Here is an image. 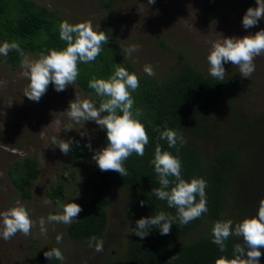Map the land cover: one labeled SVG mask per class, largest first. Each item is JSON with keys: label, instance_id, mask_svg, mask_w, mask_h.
Wrapping results in <instances>:
<instances>
[{"label": "trees", "instance_id": "obj_1", "mask_svg": "<svg viewBox=\"0 0 264 264\" xmlns=\"http://www.w3.org/2000/svg\"><path fill=\"white\" fill-rule=\"evenodd\" d=\"M235 5H240L242 9L253 7L247 0H234L229 10ZM111 6L112 0L104 4L107 10ZM60 24L52 13L29 0H0V40L3 43H19L25 54H47L49 49L66 47L59 37ZM107 35L109 42L96 60L79 64L80 74L76 80L82 90L92 95L97 107L100 98L88 87L93 76L107 79L117 64L130 73H136L127 63L121 45ZM160 44L167 48L163 40ZM177 59L166 77L156 79L136 74L139 87L132 93L134 109L142 112L140 119L146 127L149 144L145 146L143 157L133 153L124 162L128 172L125 177L115 171H101L93 160L92 168L97 180L92 186L93 195L78 218L67 228V242L73 243L70 254L75 255L76 246L89 247V238L95 236L104 241V250L93 264H215L222 255L231 257L235 243L240 241L230 237L225 242L226 251L220 252L212 242L213 223L228 218L241 221L257 213L259 201L264 199V115L254 117L242 114V110L246 109L236 99L246 95L248 84H244L241 77L232 75H226L223 81H219L198 69L180 52ZM21 61L17 51L8 53L7 62L12 68H16ZM53 87L50 84L47 90ZM165 127L180 132L185 143L168 148L165 140H157L159 133L155 129L164 130ZM157 143L163 150L179 156L183 178L202 177L207 181L208 211L187 225L176 221L168 235H161L158 228H152L141 239L134 234H126L130 227H136L138 219L159 211L176 214L174 208H169L166 201L159 200L152 193V189L159 187L154 165L150 163L154 159ZM217 143L211 150L205 146ZM106 144V130L103 129L100 148ZM72 154V164L89 172L91 150L81 153L79 146L73 144ZM8 175L21 197L30 199V186L39 175L38 163L29 157L19 159L10 166ZM61 180L66 181L63 177ZM62 191L63 184L60 182L50 196L57 200ZM117 192L123 196L121 206L116 205V199L114 201ZM141 201H144L143 206ZM111 209L119 210L117 214L121 216L122 244L119 250L114 251L110 250L106 236ZM53 247L60 248L63 261L49 260L44 256V252ZM63 247L64 239L60 244L55 241L40 251L31 264H64L65 258H70V255ZM178 253V258L171 260ZM89 262L86 259L80 264Z\"/></svg>", "mask_w": 264, "mask_h": 264}, {"label": "rangeland", "instance_id": "obj_2", "mask_svg": "<svg viewBox=\"0 0 264 264\" xmlns=\"http://www.w3.org/2000/svg\"><path fill=\"white\" fill-rule=\"evenodd\" d=\"M29 1L48 10L60 23L68 21L76 24L91 20L94 26L99 25L101 31L114 37L123 51L129 45H138V50L131 56L124 51L127 63L136 74L156 79L166 77L171 72L178 61V52L210 75L207 56L212 40L221 34L224 37H243L264 29V19L256 26L245 29L242 18L247 9L235 5L229 10L234 0H156L151 5L148 0H112L109 10L104 4L110 0ZM247 3L256 7L254 0H247ZM162 40L167 48L160 44ZM26 55L32 59L39 57L33 53ZM7 59L8 55H0V212L19 200L29 209L36 223L28 236L17 233L7 241L0 238V264H31L40 251L53 245L57 235H62L63 250L70 255V258H65L64 264H80L86 259L93 264L101 252L94 251L92 247L76 246L75 255L70 254L73 243L66 239L69 224L46 223V234L40 231L39 225L40 218L60 214L61 206L67 203H77L84 209L93 195L92 186L97 181L92 168L93 159L88 161L89 172H84L72 164V151L65 155L58 146L51 144L52 137L58 141L71 139L73 144L79 146L81 153H87L90 149L93 157L94 150L99 149L102 143L103 129L94 121L77 124L67 116L69 102L75 96L93 101L92 95L75 82L61 92L54 87L47 90L38 102L29 100L24 96V88L29 81L21 76V63L12 68ZM254 63L255 71L249 79L242 78L238 67L230 62L224 67L225 76L241 77L243 83L248 84L245 93L248 96H237L236 101L246 109L242 110V114L255 117L264 115V55L256 57ZM145 65H150L155 75H148L144 71ZM57 121L61 122L59 126ZM66 125H71L72 129L65 131L62 127ZM88 144H91V148L86 146ZM217 145L205 144L208 150ZM28 157L38 163L39 175L30 186L31 196L27 200L13 187L8 169L15 161ZM61 177L66 181H62ZM60 182L63 184L62 196L55 200L50 194ZM115 199L116 205L121 206L122 194L117 192ZM44 200L51 203L45 204ZM117 213L119 210H109L106 236L111 251L119 250L122 244L121 216ZM260 251V264H264V248Z\"/></svg>", "mask_w": 264, "mask_h": 264}, {"label": "clouds", "instance_id": "obj_3", "mask_svg": "<svg viewBox=\"0 0 264 264\" xmlns=\"http://www.w3.org/2000/svg\"><path fill=\"white\" fill-rule=\"evenodd\" d=\"M156 0H148L154 4ZM256 7H249L243 18L245 29L254 27L264 19V0H255ZM59 37L66 43L62 49H49L47 54L40 53L36 59L30 58L20 48L19 43L4 42L0 45V55L7 56L12 50L17 51L21 57V76L29 83L24 88V96L29 100L38 102L52 84L57 92L66 90L69 85L75 84L79 74V64H89L101 54L103 47L109 42L105 31L99 25H93L91 20L76 24L62 21L59 26ZM138 45H129L125 48L128 56L138 50ZM264 55V29L249 33L243 37H224L210 42L207 61L210 65L209 73L219 81H223L226 70L224 65L230 62L238 67L242 78L249 79L255 71V59ZM144 71L148 75H155L150 65H145ZM88 87L95 91L100 98L99 107L87 98L75 96L69 102L67 116L77 124L94 121L101 129L106 130V146L94 150L92 159L101 171H115L122 177L128 175L124 162L135 153L143 157L145 146L149 144V136L145 125L141 122L142 112L134 109L132 93L139 87V78L136 73H130L125 67L117 64L113 74L107 79L95 76L88 82ZM106 115H102L105 114ZM122 113V115H121ZM61 124L57 121V125ZM65 131L72 129L71 125L62 127ZM159 133L157 140H165L168 148H175L177 144L185 143L183 135L177 130L165 127L164 130L155 129ZM78 143V142H77ZM51 144L58 146L61 153L67 155L72 151L73 141L57 140L51 138ZM91 148V144L86 145ZM179 149H177V152ZM154 165L159 187L152 189V193L159 199L167 202L169 208H174L176 214L159 211L150 217H142L136 221V227L126 234H134L141 239L149 234L150 229L158 228L161 235H168L173 224L179 221L187 225L200 218L208 211L206 187L207 181L202 177H193L186 180L182 176V163L178 155L163 150L157 143ZM50 204L48 200L43 201ZM141 206L144 201H141ZM60 214H49L47 218H40L39 225L42 233L47 232L46 223L71 224L82 207L74 202L62 205ZM31 213L24 203H16L7 210L0 212V238L10 240L17 233L24 236L31 234L35 225ZM130 223V222H129ZM212 242L218 246L220 252L226 251V241L234 237L242 242L235 243L231 257L222 255L216 259L215 264H260L262 255L260 249L264 248V199L259 201L258 211L251 217L241 221L231 218L216 220L212 227ZM63 240L62 235L56 236L57 244ZM104 241L95 236L89 238V247L96 252H102ZM178 254L171 260L177 259ZM49 260L63 261L64 256L59 247H53L44 252Z\"/></svg>", "mask_w": 264, "mask_h": 264}]
</instances>
